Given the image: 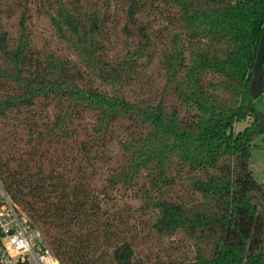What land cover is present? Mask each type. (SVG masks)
I'll return each instance as SVG.
<instances>
[{"label": "trees", "instance_id": "obj_1", "mask_svg": "<svg viewBox=\"0 0 264 264\" xmlns=\"http://www.w3.org/2000/svg\"><path fill=\"white\" fill-rule=\"evenodd\" d=\"M83 2L42 7L68 56L37 55L31 6L0 1V131L20 133L16 157L0 151L5 190L60 264H264L262 185L249 167L264 132V96L249 94L264 0H113L116 51L108 5ZM262 77L264 87V62ZM140 176L145 236L165 260L138 256L143 228L102 206Z\"/></svg>", "mask_w": 264, "mask_h": 264}, {"label": "rangeland", "instance_id": "obj_2", "mask_svg": "<svg viewBox=\"0 0 264 264\" xmlns=\"http://www.w3.org/2000/svg\"><path fill=\"white\" fill-rule=\"evenodd\" d=\"M26 1L28 2L29 6H31L32 8L30 23H31L32 35L37 46L36 54L39 55L40 52H42L45 47L49 46V47H59L58 50L61 53H63L64 55H68L67 51L63 50V47L57 43L54 37H52L51 31L45 19L43 18L42 7L47 0H26ZM93 1H100L103 2L105 5H108L106 9L109 16L107 31L109 37L113 42V48L116 51L119 48L116 43L115 34L113 32L114 22L113 23L111 22L114 21V13H115L116 5L113 2V0H93ZM6 2L7 0H2V3H6ZM82 2H83L82 8H84L85 0H80L81 4ZM168 28H169V24L164 19H161L160 23L154 26L155 33L158 34L160 38H162V36L166 34ZM249 122L250 119H247L246 121L243 122H238L236 124V129H243L246 126V124H248ZM20 128H21L20 126L19 127L17 126V130H19ZM18 135H20L18 131L17 133H14V135L13 132L8 133L7 129L0 131L1 155L10 153L11 155L16 157L15 140ZM23 137L25 136L23 135ZM252 143H253V147L251 149V154L249 157V166L253 170L252 173L254 172L253 175L255 179L263 178L264 180V132L256 136L252 141ZM11 145H13V148H11ZM107 152L109 155L112 156L114 161L121 160L122 152L117 143L115 142L112 143L110 147L107 149ZM12 165L15 166V162H12ZM142 182H144V178L143 176H140L137 183L132 188L125 190V189H120L118 187L117 189L106 191L105 195H100V197L102 200V206L107 208L109 212L113 213V211H115L116 209H120L121 211H127L130 214V218L128 219L127 224L136 223V229L140 230L141 228H143L141 235L145 236L146 232L148 231L145 221L149 220L151 214L150 212L142 213L138 210V206L141 204L143 199L142 190H139V187L142 184ZM104 183L105 182L102 178V173H101L99 179L95 182V186L97 190H100V188L104 186ZM254 194L255 197L253 196L254 197L253 199L254 201H257L256 204L259 205V206L257 205L258 211L264 214V185L261 186V191H259L258 193L254 192L253 195ZM148 238L149 237L145 236L144 241L142 242V244H140V247L137 249L138 256L144 257V255L149 254L150 259H154L155 252H157L158 253L157 258H160L162 260H165L168 257H170V254L166 253L164 249H162V247L155 245ZM166 240L168 242L170 241L177 242V237L171 239L166 238ZM166 240L164 241L163 246L167 244ZM185 248H186L185 246L182 247V249ZM172 256L175 258L178 257L177 253L172 254Z\"/></svg>", "mask_w": 264, "mask_h": 264}, {"label": "built area", "instance_id": "obj_3", "mask_svg": "<svg viewBox=\"0 0 264 264\" xmlns=\"http://www.w3.org/2000/svg\"><path fill=\"white\" fill-rule=\"evenodd\" d=\"M0 264H60L41 227L0 181Z\"/></svg>", "mask_w": 264, "mask_h": 264}, {"label": "water", "instance_id": "obj_4", "mask_svg": "<svg viewBox=\"0 0 264 264\" xmlns=\"http://www.w3.org/2000/svg\"><path fill=\"white\" fill-rule=\"evenodd\" d=\"M264 62V32L261 34L256 57L252 65V77L249 82V94L254 100H259L264 96L262 67Z\"/></svg>", "mask_w": 264, "mask_h": 264}, {"label": "crops", "instance_id": "obj_5", "mask_svg": "<svg viewBox=\"0 0 264 264\" xmlns=\"http://www.w3.org/2000/svg\"><path fill=\"white\" fill-rule=\"evenodd\" d=\"M245 123V122H244ZM250 167V166H249ZM251 169V168H250ZM252 170V169H251ZM253 171V170H252ZM254 173V172H253ZM255 178V177H254ZM261 181V182H259V181ZM256 181H258L259 183H261V185H264V180H263V178H258V179H256ZM258 205V204H257ZM259 206V205H258ZM257 206V207H258Z\"/></svg>", "mask_w": 264, "mask_h": 264}]
</instances>
